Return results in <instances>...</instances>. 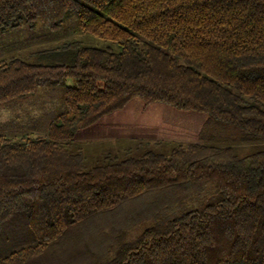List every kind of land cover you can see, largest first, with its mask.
Wrapping results in <instances>:
<instances>
[{"label": "trees", "instance_id": "1", "mask_svg": "<svg viewBox=\"0 0 264 264\" xmlns=\"http://www.w3.org/2000/svg\"><path fill=\"white\" fill-rule=\"evenodd\" d=\"M71 19L95 45L0 57V108L61 96L44 124L34 106L0 122V264H73V232L125 207L79 264H264V0H0V36ZM133 109L200 140L91 164L81 134Z\"/></svg>", "mask_w": 264, "mask_h": 264}, {"label": "rangeland", "instance_id": "2", "mask_svg": "<svg viewBox=\"0 0 264 264\" xmlns=\"http://www.w3.org/2000/svg\"><path fill=\"white\" fill-rule=\"evenodd\" d=\"M71 41H83L87 45H95L94 39H87L81 32H79L75 20H69L64 25L60 32L51 33L45 31L44 28L37 27L36 29H23L20 31L11 32L4 36H0V57L1 56H16L20 53L25 54L26 48L38 49L44 47H55ZM60 94L55 96L43 92L35 98H32L22 104L17 102L11 106L0 108V122H6L15 113L21 109L35 110L40 109L41 113H45V117L36 116L37 118L47 121L51 119L60 107ZM132 112L117 113L114 116L105 118L101 123L85 130L79 141L88 145L87 150L91 155V164H95V157H99L103 147L109 150L116 151L121 145L131 144V140L142 139L154 142L161 140L167 143L184 142L194 143L199 142V136L193 132H182L178 127L166 121V117L160 114L147 115L135 109ZM36 119V118H35ZM225 140L226 135H217L215 140ZM225 143V141H223ZM101 149L95 150V145ZM118 147V148H117ZM106 149V150H107ZM152 201L147 199L139 203ZM120 209L115 213H107L100 216H94L84 222L81 227H78L67 242V255L74 263H85L93 258V254L103 255L107 248L114 242L115 234L120 230L127 228L124 224V216L129 211ZM135 233L141 232V228H135ZM135 237L133 234L130 237L132 240Z\"/></svg>", "mask_w": 264, "mask_h": 264}]
</instances>
